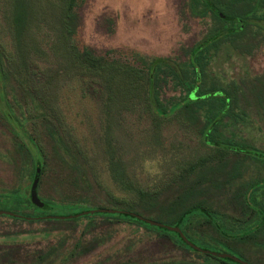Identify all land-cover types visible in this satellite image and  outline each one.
<instances>
[{
  "label": "rangeland",
  "instance_id": "374dc122",
  "mask_svg": "<svg viewBox=\"0 0 264 264\" xmlns=\"http://www.w3.org/2000/svg\"><path fill=\"white\" fill-rule=\"evenodd\" d=\"M79 1L78 44L105 56L107 61L137 68L142 67L137 60L140 57L185 61L189 49L219 27L211 15L193 17L188 8L189 0ZM3 3L4 0H0V34L4 41L11 42L2 18ZM49 30L47 25L44 28L47 32L42 33L45 40L40 46L45 54L36 57L38 80L31 79L29 85L41 90L49 110L54 109L48 118L59 139L56 142L50 137L48 120L32 113L33 119L25 122L21 117L23 111L12 102V94L7 90L5 98H0V109L11 115L12 127L0 121V193L19 186L22 193L30 194L35 174L32 180L22 176L16 165L27 163L31 168L33 162L30 158H18V145H24L25 151L30 149L45 167L39 190L43 200L58 202L85 194L87 191L81 187L75 189L70 183V163H81L87 169L92 185L90 204L107 206L112 205L108 194L128 198L129 191L116 177L118 173L133 179L142 188H158L183 175L192 163L209 153L210 147L203 142L199 132L204 120L195 126L175 116L162 119L159 112L147 110L141 98L133 99L137 105L130 111L124 106L128 103L122 93V85L126 86L124 82L111 83L108 91L102 81L93 76L79 75L75 71H62L55 76L60 67L51 46L55 39ZM253 44L255 51L249 55L224 46L212 51L207 73L209 81L214 77L224 84L235 81L245 93L240 96L238 110H244L247 117L235 125L223 127L224 136L264 152V108L255 105L249 93V87L258 83L257 79L262 82L260 87L264 85V43ZM180 96L171 83L161 91L164 102ZM40 104L46 110L45 103ZM158 120L163 122L157 126ZM223 165L229 173L233 169L242 173L247 182L264 180V163L253 159L239 163L238 156L232 155ZM231 194H218L215 189H209L208 196L212 197L216 211L225 216L224 219H242L243 210L226 204ZM258 195L259 200L264 201L261 193ZM26 212L32 214L34 210ZM96 220L85 231L83 226L72 222L26 223L0 218V237L4 236L0 242L13 244H0V264H9V261L29 264L37 260L39 252L51 249L54 252L45 264H54V260L57 261L55 264H220L204 253L196 254L177 247L169 238L157 233L135 232L114 219ZM203 221L199 218L192 223L194 235L202 238L195 239L197 246L214 253L228 250L224 243L212 242L211 239L218 235L210 225L197 226V222ZM28 232L39 233L31 235ZM43 232L51 234L46 238ZM81 237L85 244H90V251L70 256ZM238 245L243 256L228 250L232 256L264 264V233ZM60 255L67 259H57Z\"/></svg>",
  "mask_w": 264,
  "mask_h": 264
},
{
  "label": "trees",
  "instance_id": "16d2710c",
  "mask_svg": "<svg viewBox=\"0 0 264 264\" xmlns=\"http://www.w3.org/2000/svg\"><path fill=\"white\" fill-rule=\"evenodd\" d=\"M79 5V0H4L2 18L11 35V42L4 41L0 34L1 100L3 96L5 98L7 90H10L12 102L23 111L22 119L25 122L31 121L33 113L48 120V133L54 141H58V132L51 123L52 120L48 118L54 109L49 110V104L43 99L41 90L29 85L32 80L37 79L36 57L45 54L40 45L45 40V35L42 33L48 25L55 39L51 46L60 67L56 70L55 76L62 71L66 73L75 71L79 75L93 76L102 81L103 87L108 91L111 83L124 82L126 86L122 85V93L124 92L123 98L126 97L124 100L128 102L124 106L130 111L137 105L133 99L141 98L146 109L152 113L159 112L162 119L175 116L184 123H193L195 126L204 120L199 132L203 142L210 147V151L205 157L192 163L183 175L158 188H142L133 179L124 178L118 173L116 177L121 179V185L129 191L128 198L121 199L108 194V200L112 205L107 206L90 204L89 193L92 185L87 169L81 163H70V183L75 189L81 187L87 191L85 194L58 202L43 200L39 190L43 183L45 167L39 163V158L30 153V149L25 151L24 145H18V158L22 160L30 158L33 162L31 168L27 163H17L16 168L20 174L29 176L32 180L37 167L41 168L38 194L44 205L42 208L35 206L30 200V194L22 193L18 186L0 193V212H6L0 214V218L7 217L26 223L72 222L77 226H83L85 231L95 224L97 218L114 219L135 232H154L165 236L177 247L196 254L204 253L217 259L220 264H236L231 259L208 254V248L199 247L202 251H198L190 247L177 233L167 227L180 228L184 236L197 246L195 239L201 237L194 235L192 223L203 218L204 221L197 222V226L210 225L216 230L218 237H213L212 242L224 243L228 250L237 251L241 255L238 244L264 233V201L259 200L258 195L261 193L260 196L264 197V180L247 182L243 179L242 173L236 169L229 173L223 165L232 155L238 156L239 163H243L245 159L264 163V152L254 146L225 137L222 133L223 127L229 124L235 125L247 117L244 110H238L240 96H245L244 90L235 81L224 84L215 77L209 81L207 73L212 51L224 46L240 54L249 55L255 51L256 46L253 42L258 46L264 43V0H189L188 8L193 17L206 18L211 15L219 27L189 49L187 60L178 63L164 58L148 60L140 57L137 60L141 68L107 61L105 56L78 44L77 35L81 26L77 10ZM257 81L258 83H252L249 87V93L253 97L254 104L264 108V85L260 87L261 80L257 79ZM169 83L174 91L180 92L181 96L164 102L161 91ZM26 98H29V101ZM42 102L45 103L46 110L44 105L40 104ZM0 121L12 127L11 115L1 109ZM162 122L158 120L157 126ZM216 162H219L216 166L210 165ZM196 173L198 175L193 178L192 175ZM79 182L81 185H78ZM209 189H215L218 194L231 192L226 204L243 210L242 219L236 217H232V221L224 219L225 216L216 211L212 197L208 196ZM29 209H33L34 213H27ZM106 209L121 212L102 211ZM141 218L165 227L146 223ZM37 233L39 232H28L31 235ZM50 234L51 232L46 233V238ZM2 237L4 236H1L0 240ZM222 239L225 241L222 242ZM62 240L67 241L65 238ZM0 244L13 245L2 242ZM89 245L85 244L81 237L69 255L90 251ZM52 250L39 252L37 260L29 264H45L54 252ZM228 250L220 253L232 255ZM58 258L67 259L64 255ZM9 264L26 263L9 261Z\"/></svg>",
  "mask_w": 264,
  "mask_h": 264
},
{
  "label": "water",
  "instance_id": "95a60500",
  "mask_svg": "<svg viewBox=\"0 0 264 264\" xmlns=\"http://www.w3.org/2000/svg\"><path fill=\"white\" fill-rule=\"evenodd\" d=\"M216 13H218L221 17H224L218 10H215ZM241 26L243 27V22L241 21ZM40 178H41V168L38 166L37 169H36V172H35V176H34V179H33V182H32V186H31V191H30V200L31 202L39 207V208H42L44 203L41 201L40 197H39V194H38V187H39V182H40ZM103 212H107V213H116V212H121V211H116V210H113V209H106V210H102ZM0 214H6V212H0ZM142 220H144L146 223H151V224H154V225H157V226H162V227H165L164 225L162 224H159L157 222H154V221H151V220H148V219H143L141 218ZM170 231L172 232H175L177 233L181 238L182 240L187 243L190 247L198 250V251H202V249H200L199 247H197L195 244H193L191 241H189L185 236L184 234L181 232L180 228L178 227H167ZM208 254H211V255H214L216 257H219V258H227V259H231V260H234L240 264H248L244 261H242L240 258L236 257V256H232V255H227V254H221V253H214V252H211V251H207Z\"/></svg>",
  "mask_w": 264,
  "mask_h": 264
},
{
  "label": "flooded vegetation",
  "instance_id": "af4514ba",
  "mask_svg": "<svg viewBox=\"0 0 264 264\" xmlns=\"http://www.w3.org/2000/svg\"><path fill=\"white\" fill-rule=\"evenodd\" d=\"M244 26V25H243ZM222 259H227V258H222ZM242 261H244V262H246V263H248V264H262L261 262H259V261H253V260H251V259H249V258H247L246 259V257L245 258H240ZM234 261V260H233ZM236 264H240V263H238V262H236V261H234Z\"/></svg>",
  "mask_w": 264,
  "mask_h": 264
}]
</instances>
